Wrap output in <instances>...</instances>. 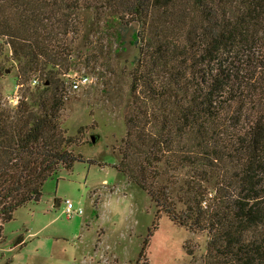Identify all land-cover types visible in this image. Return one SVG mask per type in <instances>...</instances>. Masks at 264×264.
Masks as SVG:
<instances>
[{"label":"trees","instance_id":"16d2710c","mask_svg":"<svg viewBox=\"0 0 264 264\" xmlns=\"http://www.w3.org/2000/svg\"><path fill=\"white\" fill-rule=\"evenodd\" d=\"M9 1L17 26L11 32L8 25L3 36L19 74L44 77L33 78L38 84L16 107L0 106V242L14 213L37 203L47 180L82 160L75 151L82 128L70 135L61 120L64 82L55 68L68 54L63 58L42 43L52 37L53 25L42 24L45 14L59 12L64 36L75 13L116 17L121 26L129 18L143 25L156 15V32L141 46L133 34L137 62L155 59L156 81L138 72L131 82L134 102L144 90L156 104V144L144 150L151 160L118 169L158 208L133 264H149L146 249L160 213L206 233L203 264H264V0ZM149 61L143 70L152 67ZM141 116L127 121L129 137ZM152 169L156 189L146 177Z\"/></svg>","mask_w":264,"mask_h":264},{"label":"rangeland","instance_id":"374dc122","mask_svg":"<svg viewBox=\"0 0 264 264\" xmlns=\"http://www.w3.org/2000/svg\"><path fill=\"white\" fill-rule=\"evenodd\" d=\"M16 17L10 1L0 0V106L4 109L11 108L8 99L17 85H23L18 90L20 101L33 90L31 80L44 77L39 72L19 74L9 40L3 36L8 25L14 32ZM60 18L59 12L45 14L42 24L53 25L52 37L42 43L63 58V53L68 54L55 68L57 78L64 82L61 120L70 135L82 128L81 145L75 148L82 160L47 180L40 200L19 208L4 225L0 264H133L158 208L118 169L151 160L144 150L156 144L151 116L156 114V104L143 97L144 90L140 93L143 101L134 102L131 94V82L138 72L156 81L153 58L137 62L139 45L156 32V15L143 25L129 18V25L121 26L116 17L104 18L93 11L75 13L68 18L72 32L67 36L59 26ZM28 28L33 31L32 22ZM135 33L140 36L139 45L133 41ZM147 61L155 68L143 70ZM77 76L88 81L72 91L69 84ZM140 113L144 117H138L129 137L127 121ZM146 177L156 189V172L152 169ZM67 200L74 207L70 216L65 213ZM157 221L146 249L149 264H203L206 233L179 227L163 213ZM18 240L22 243L16 244Z\"/></svg>","mask_w":264,"mask_h":264},{"label":"built area","instance_id":"2783aa9c","mask_svg":"<svg viewBox=\"0 0 264 264\" xmlns=\"http://www.w3.org/2000/svg\"><path fill=\"white\" fill-rule=\"evenodd\" d=\"M87 81H88V79L86 77H82V76L74 77L73 80H71V82L69 84V88L72 91H78L80 89L81 85L87 84ZM37 84H38V80L37 79H32L31 80V86L34 87ZM22 87H23V85H17L13 96L9 97V99H8V103L10 104V106L12 108L16 107L18 105V102H19L18 90L20 88H22ZM73 211H74L73 205L71 204V202H69L67 200L66 201V206H65V213L68 216H70L73 213ZM78 213H81V210L78 211Z\"/></svg>","mask_w":264,"mask_h":264},{"label":"water","instance_id":"95a60500","mask_svg":"<svg viewBox=\"0 0 264 264\" xmlns=\"http://www.w3.org/2000/svg\"><path fill=\"white\" fill-rule=\"evenodd\" d=\"M91 142H92L93 144L96 142L94 137H91Z\"/></svg>","mask_w":264,"mask_h":264}]
</instances>
